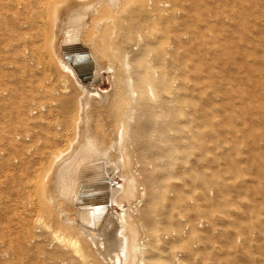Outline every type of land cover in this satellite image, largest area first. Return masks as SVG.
<instances>
[{
	"label": "bare ground",
	"instance_id": "bare-ground-1",
	"mask_svg": "<svg viewBox=\"0 0 264 264\" xmlns=\"http://www.w3.org/2000/svg\"><path fill=\"white\" fill-rule=\"evenodd\" d=\"M175 1L185 6L184 14H180L184 24H195L198 14L194 9L202 8L203 0L51 1L49 13L52 15L46 36L47 55L52 69L63 74L46 94H40L43 99L49 98L50 94V103L33 102V110L29 115L41 112L40 121L17 130L13 134L14 139L4 138L0 142V161L13 152L30 156L48 147L49 158L45 172L41 178H36L32 187L42 193L43 200L41 202L38 199V202L47 205L48 210L50 204L58 212L59 221L55 226L47 225L41 216H36L34 233L28 241L25 240L28 229L25 222L17 226L14 234L5 233L4 239L0 236V264H36L33 256H39L41 261L48 264H167V261L170 264H184L187 258H196L191 244L185 250L173 245L199 234L197 223L191 225L189 218L182 217L180 213L178 215L181 217L176 215L187 204L184 193L173 182L177 178V169L185 171L186 175L189 173L192 181L203 184L211 182L205 173L192 168L188 171L184 166L185 170L181 166L178 168L179 160L183 159L187 164L196 148L212 146L210 142L204 143L199 124L194 121L198 118L207 120L214 133L213 140L222 134H229L233 139L232 150L239 149L240 138L252 134L246 132L242 135L237 132L233 123L236 110L225 112L221 125L215 123L206 111L200 116L185 118L181 105L183 102L213 101V95L203 96L207 91H201L202 84L199 82L194 85L183 79L179 84L175 83L178 75L183 78L193 72L199 74L206 66L205 54L199 52L203 47L202 38L194 34L182 37L177 35L175 39L178 44L176 41L175 44L165 43L169 35L163 32L158 34L156 30L146 29L144 25L143 33L140 30L132 33L120 15L124 9L131 7L137 12L142 11L146 21H156L170 30L177 23V16H180L174 7ZM218 1L227 3L228 0ZM35 2L0 0V43L6 37L4 32L7 29L4 28L17 22L13 12ZM242 6L244 3L233 1L227 15L215 16V22L221 26L227 23L240 31L241 35L246 34L241 20L243 12L239 15ZM116 20L122 21L119 30L114 25ZM143 23L146 22L143 20ZM109 25H112L110 30ZM256 33V43L264 46V22H258ZM222 40L218 39L217 46L208 51L218 58L217 63L207 65L210 69H217L211 77L238 79L232 73L235 68L226 70L221 64L235 60L243 53L233 36H226ZM222 47L230 49L225 52ZM263 52L261 50L257 59L247 63L249 68L256 64L258 77L264 75V67L260 66L264 64ZM195 54L199 56L196 62ZM156 56L158 59L152 60ZM27 57V62L34 65L29 54ZM251 72L248 75L250 86L255 84V80L250 81L253 78ZM104 78L108 80L109 88L103 89L98 85ZM233 84L229 89L238 92ZM211 85L216 87L209 91L212 94L221 91L224 86L216 80ZM259 90L264 93V84L256 91ZM256 91L249 90L247 108ZM256 99L262 97L256 96ZM2 102V109L15 113L17 120H24L26 125L32 122L25 121L23 114L19 113L24 102H28L23 92L15 91ZM224 102L225 108L231 107L229 98ZM55 111L62 114L61 123H53L43 133L38 132L36 123L46 126ZM100 111L104 116V133H101L102 129L97 124ZM253 115L263 122L264 105L260 104ZM12 117L15 119V116ZM59 134L64 137L61 138ZM59 144L60 148L57 147ZM253 152L257 179L249 181V184L247 180L244 181L247 182L244 194L248 199L241 204L245 205L244 210H241L243 216L251 218L252 223L248 225L240 221L235 224L233 219L228 227L238 234L252 225L264 233V153L259 146H255ZM233 155L234 151L227 150L223 156L224 167L214 172L213 181L218 193L215 202L220 207L218 212L228 210L233 204L229 199L228 190L231 185L226 180V173L237 178L236 175L241 171ZM12 160L15 164L19 162L17 156ZM185 164L183 162L182 165ZM117 177L120 181H113ZM156 208L158 212L153 214ZM216 210L211 209L208 216L215 218L218 215ZM230 221L227 217V222ZM157 223L166 228L159 231L155 225ZM211 229L208 223L202 229L206 231V237L213 232L225 236L230 234L229 229ZM24 242L27 249L17 257L11 246L20 249V244ZM227 246L233 249V245ZM249 258L252 264H256L251 256ZM37 261L40 262L39 258ZM199 262L202 263L203 259L199 258ZM221 264H236V260L227 257Z\"/></svg>",
	"mask_w": 264,
	"mask_h": 264
},
{
	"label": "rangeland",
	"instance_id": "rangeland-1",
	"mask_svg": "<svg viewBox=\"0 0 264 264\" xmlns=\"http://www.w3.org/2000/svg\"><path fill=\"white\" fill-rule=\"evenodd\" d=\"M51 1L52 0H36L33 5H30L25 9L14 11L13 13L17 17V22L12 26H8V28H4L7 29L4 32L6 33V37L5 40L0 43V142H2L4 138L14 139L13 134L17 130L28 128L31 125H34L36 121H40L42 117L41 112L32 116L29 115L33 110V102H36L35 104L39 102L50 103V94L49 98L45 99L40 98V94H46L47 90L57 84L56 81L59 82V77L63 74V72L59 70L56 71V69H52V63L49 61L50 59H48L49 56L47 55L48 43H46V36L50 29L49 23L52 14L49 13V6ZM233 1L238 4L244 3V6H242L239 11V15L242 11L243 15L241 20L246 34L241 35L239 33L240 31L238 32L237 29L232 27V25H227L226 23L221 26V24L216 23L214 20L215 16L227 15L228 7ZM174 7L176 8L177 14H184L185 6L181 5L179 1L174 2ZM130 8L124 9L120 15L132 29V33H137L139 30L143 33L142 27L144 25L146 29L152 28L156 30L158 34L163 32L169 35L168 38L165 39V43L169 42L172 44L174 42L175 44L176 41L178 44L177 39H175L177 35L182 37L185 35L188 36V34H194L202 38L203 47L199 52L205 54L206 66L200 70L199 74L193 72L185 76L186 78H182V76L177 74L178 77L175 78V83L179 84L183 79H187L188 82H191L189 84L195 83L194 85H196V82H199V84H202L201 91H207L203 96L213 95V101L197 100L195 103L194 100H189L183 102L181 105L186 116L185 118H189L191 115L200 116L206 111L209 117H213L215 123L221 125L223 123V117L226 115L225 112L236 110L237 113L233 123L236 126L237 132L242 135L246 132L252 134V136L244 135L240 138L238 141L239 149L232 150L233 139L229 134H222L217 139L215 138V140H213L214 133L212 132L210 125L207 123V120L198 118L194 121L196 124H199V128L204 135V143L208 144L210 142L212 146H208V148H196L194 153L190 156L187 164H185V161H182L183 159H181V161L179 160L178 168L181 166L182 169V166H184L185 169H189L188 171L192 168V170L197 172L205 173L209 176L211 182L203 184L192 181V177L190 178L189 173L186 175L185 171H179V169H177L176 177L180 178L177 181V178L174 177L177 182L173 180L174 178L172 180L175 183V186L177 184L176 188L184 193V198L186 199L187 204L177 211L176 215L189 218L191 225L197 223L199 234L198 236L191 235L190 237L183 239V241L180 240L173 245L177 246L176 248L185 250V247L191 244L196 253V258H185L186 261H183L184 264H218L217 261L221 264L227 257L234 258L236 264H252L249 256L254 259L256 264H264V233H260L256 225L250 226L241 234H238L237 231L228 227L233 219L235 224L240 221H242L243 224L248 225H251L252 223L251 218H245V216H243L244 214L241 210H244L245 205L241 204L248 199L247 195L244 194L246 183L248 182L247 184H249V181L252 182L257 179V173L253 167V155L255 154L253 148L259 146L262 153H264V121H258L253 115L256 113L260 104L264 105V93H262L261 90L256 91L259 89V86L263 87L264 75L260 77L257 76L258 67L256 68V64L252 65L251 68L247 66V63L252 62L259 57L261 50L264 51L262 43L261 45L256 43L258 39L256 25L259 21L264 22V0H228L227 3L218 0H203L202 8L194 9L198 14L195 24H184L183 16L180 15L177 16L178 21L170 30L165 29L164 26H161V24L156 21H146L142 11L137 12ZM97 16L98 15H95L94 17ZM212 18L213 20H211ZM143 20L146 23H143ZM226 20L229 22V17L226 16ZM24 23L25 25H23ZM121 24V20L115 21L114 25L117 30L120 29ZM111 26L112 25H109V30L111 29ZM0 33H2L1 30ZM226 36H233L237 40L236 44H238L237 46H239L243 55L238 56L235 60L224 61L221 66L224 69L235 68L236 70H233L232 73L237 75L238 79L213 78L211 76L217 71V69H210L207 67L208 64H215L218 62L217 56L210 54L208 51L217 46L216 43L218 42V39L223 41L222 39ZM262 36H264V34ZM254 37L257 39H254L252 43ZM163 44L164 43H162V45ZM162 45L160 47H162ZM222 48L224 51L226 50L225 52L230 49H225V47ZM155 52L157 55L156 50ZM199 52H197V54ZM28 54L30 55V58L34 60V65H37L36 67L31 65V63H29L30 61L27 62V60H29L27 57ZM197 54L194 55L195 62L199 57ZM157 59V56L152 58L154 61ZM45 61L49 62L46 63ZM241 62L243 64L238 66L237 64H240ZM39 64H41V67L38 66ZM260 64H262V61ZM260 66L264 67V64ZM250 72L253 77L250 81L255 80V84L252 86L249 85L248 81V75ZM213 80L223 83L224 86L221 91L212 94L209 91L216 89V87L211 85ZM233 83H235L237 87ZM232 84L236 88L235 91L238 92H233L229 89V87H232ZM98 85L103 89L109 88L110 86L106 78H104ZM225 85L228 87H225ZM250 89L255 90L256 95H252V103L249 108H247L246 102L250 96ZM15 91L16 93L23 92L25 98L28 99V102H24L25 104L19 112L20 114H23L26 119L25 121H32L27 125L24 120H17L15 113L4 111L2 109V106L4 105V102L2 101L9 96L11 97ZM232 93L236 94L233 95ZM256 96H261L262 99L258 100L256 99ZM32 98L33 100L31 101L30 99ZM227 98L230 99L231 107L225 108L226 103L224 100ZM152 111L153 109L151 112ZM12 116H15L16 120L13 119ZM103 118L104 116L100 111L97 115V124H99V127L102 129L101 133H104L105 129ZM61 121L62 114H60L59 111H55L53 118L46 126L42 123H36L38 126L36 127L37 131L43 133L47 129V126L51 127L53 123H61ZM58 136L61 138L64 137L63 134H59ZM211 140L213 141L211 142ZM60 146L61 145L59 144L57 147L60 148ZM48 150L49 149L46 146L43 152L34 153L30 156H25L20 152H13L9 157L0 161V236H2L3 239L6 237L5 233L8 235L14 234L17 226L20 223L25 222L28 225L25 240L28 241L34 233V221L36 216H41L47 225H57V222L59 221L58 212L50 204L49 210L47 205H44L43 203L41 204L43 200L41 199L43 197L41 195L42 193H39L41 191L39 190L37 192L32 187L36 178L38 176L41 178L45 172L49 158L47 156ZM227 150L234 151L233 156L237 164L240 165L241 171L239 172V175H236L237 178L234 175L231 176L228 172L226 173V180L231 185L228 190L229 199L233 204L228 210H220L218 212L220 207L215 202L218 194L217 185L213 181V178L214 172L224 167L223 156L226 155ZM14 156L18 157L19 162L17 164L12 160ZM27 158H29V161ZM25 160L27 162L26 164ZM183 162L185 165H182ZM185 169L183 168L182 170ZM240 174L241 177H239ZM245 180H247L246 183H244ZM113 181L118 182L120 179L117 177ZM38 199L41 202H38ZM157 208L153 211V214L158 212ZM211 209H217L215 212L218 215H215V218H210L208 216ZM262 210L264 215V207ZM227 217L231 219L230 222H227ZM145 223L147 222L145 221ZM207 223L212 227V231H215L216 227L229 229V236L223 234L217 235L213 232L206 237V231L202 229L206 228ZM155 225L159 227V231L161 228H166V226L159 225L158 223ZM180 225L182 226V223H180ZM185 226L187 227V225ZM8 241L10 240L8 239ZM11 244L13 243L11 242ZM41 244H43L42 241ZM227 244L233 245V249H229ZM11 247L17 254V257L21 256L27 249L26 242L20 244V249H15L13 245ZM59 257L63 256H58L57 258ZM37 258H39L40 262L37 261ZM199 258L203 259L202 263L199 262ZM34 259L36 264H48L45 261H41L39 256H33V260ZM220 260H222V262H220ZM167 264H170V261H167Z\"/></svg>",
	"mask_w": 264,
	"mask_h": 264
}]
</instances>
